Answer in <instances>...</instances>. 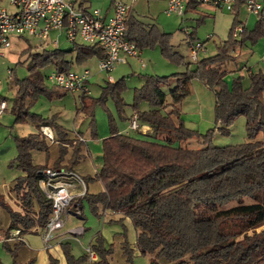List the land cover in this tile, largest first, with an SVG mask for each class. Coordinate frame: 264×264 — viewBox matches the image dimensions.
I'll return each mask as SVG.
<instances>
[{
  "label": "trees",
  "instance_id": "trees-1",
  "mask_svg": "<svg viewBox=\"0 0 264 264\" xmlns=\"http://www.w3.org/2000/svg\"><path fill=\"white\" fill-rule=\"evenodd\" d=\"M243 2L237 0L231 10L233 20L228 38L216 46L214 54L201 59L196 57L194 61H185V56L174 50L170 43L171 33L161 31L155 23L143 22L130 8L126 12L124 37L127 40L140 50L158 46L164 57L184 62L186 68L171 75L143 77V84L133 93L132 116L140 122L139 128L141 123L148 124L150 133L160 141L111 129V134L102 140L101 167L94 177L81 176L86 184L91 179L101 181L103 189L97 193L86 190L79 200L86 199L95 213L110 209L128 217L137 230L135 247L142 254L152 256L151 264H157L160 258L173 261V264H264V229L258 231L264 225V141L256 139L258 133L264 135V74L250 72L247 85L243 84L241 75L233 76L231 81L227 78L232 72L229 62L240 70L234 53L236 47L255 44L264 33V0H261L262 10L252 29L237 20ZM198 5L197 0H186L185 12L197 9ZM200 19L202 21L203 17ZM184 39L188 45L199 42L196 28L187 30ZM72 43L71 49H48L40 45V50H34L30 44L19 54V57L25 56L22 63L29 61V74L16 79L14 68H10L8 79L16 88L11 109L14 121L26 122L29 118L36 122L38 130L15 136L14 162L23 174L16 177L10 189L22 211L12 209L0 193V212L6 211L9 218L5 238L15 229L19 234L34 227L43 230L51 214V202L38 184L48 165L34 164L32 151L48 155L51 142H57L58 155L50 167L74 171L86 158L85 142L78 137L80 132H76L77 136H69L57 122L56 114L43 118L26 106L27 99L31 104L40 95L54 98L68 91L56 85L46 87L40 68L67 71L74 62L105 55L96 44ZM68 53H75L74 58H67ZM192 62L194 67L190 68ZM192 79L215 88L214 126L205 133L185 126L181 119L180 104L189 92ZM171 80L175 86L170 89L168 99L161 86ZM124 88V77L114 83L108 82V90L118 100L120 108L123 103L116 94ZM88 95L80 93L82 104ZM2 99L5 98L0 97V101ZM98 101L100 99L89 100L88 105L81 107L87 108L91 135L95 134L91 106ZM142 103L147 104V109L141 110ZM238 116L245 117L248 141L214 145V131L229 133V126ZM42 126L52 129L53 141L41 132ZM188 140L200 145L183 146ZM243 197L251 201L245 203ZM233 201L234 204L228 205ZM201 205L211 206L213 213L199 211ZM122 244L130 261L132 248L126 240ZM22 245L16 237L2 241L12 259L11 264H18L16 256ZM60 245L67 264L89 260L88 252L75 257L67 241ZM89 249L97 260L101 257L109 264L112 247L106 250L100 244L90 243ZM33 262L31 258L22 264ZM47 264H58V259L48 253Z\"/></svg>",
  "mask_w": 264,
  "mask_h": 264
},
{
  "label": "rangeland",
  "instance_id": "rangeland-1",
  "mask_svg": "<svg viewBox=\"0 0 264 264\" xmlns=\"http://www.w3.org/2000/svg\"><path fill=\"white\" fill-rule=\"evenodd\" d=\"M128 3L126 0H122ZM10 2V0H9ZM92 8L100 9L99 5L108 6L110 0H90ZM86 5L88 3H85ZM205 5H209L204 3ZM1 5V4H0ZM2 6V5H1ZM132 13L145 23H155L161 31L171 33L170 43L178 54L185 56V61H194L188 53V44L184 37L185 32L196 28L197 41L203 43L204 49L198 50L197 58L201 59L210 56L216 52V46L223 40L228 38L229 28L233 20V13L224 8H218L213 5L210 7H197L194 10H188L184 15H167L165 13V0H134L132 3ZM5 7V6H4ZM9 12H13L16 8L5 7ZM247 11L242 10L238 15V22L243 24ZM200 17H203L201 21ZM252 21L253 19L250 18ZM256 25V20L252 23V28ZM251 28V29H252ZM58 35V47L61 49H71L72 42L69 41L64 33L52 31L50 37L46 41H42L34 36L17 37L11 36V47L3 49L4 55H0V97H4L7 102V110L0 115V193L5 197L10 207L14 210L22 211L21 204L17 197L11 191V185L16 177L23 172L16 167L15 157L17 154L15 136H22L28 133L36 132V122L27 119L26 122L15 123L12 109L13 99L16 88L10 84L8 79V68H14L13 76L16 79H22L29 74V61L21 62L25 56L19 57V54L28 45L34 46V50H40V45L48 49L53 48L52 40ZM77 42H82L77 37ZM234 53L237 55V65L240 70L233 67V62L228 65L232 69L231 74L227 76L231 81L233 76H243V84L250 82L249 74H264V33L255 44L245 43L241 47H236ZM75 53H68L67 58H71ZM74 58V57H73ZM140 59L144 62V66L136 58H127V62H119L111 71H100L98 68L99 58L92 56L81 62H74L71 70L80 72L84 69L90 71L88 83L89 95L81 103L80 92L68 90L60 97L48 98L40 95L37 100L30 104L26 100V106L30 112L38 114L43 118L57 115V122L62 125L69 136L76 132L83 133L89 152L85 160L75 166V171L81 176L94 177V173L101 167L102 140L111 134V129L116 128L119 132H129L131 135L139 136L149 140L160 141L158 136L151 134H143L139 130L129 129L131 122L132 109L130 104L133 102V93L135 88L140 87L145 75H171L173 73L183 72L186 68L184 62L169 59L161 54L158 46L143 48L141 50ZM243 65H245L243 67ZM242 66V67H241ZM194 67V62L190 64V68ZM44 75V85L52 87V82L48 80L47 75L51 72V67H43L39 69ZM108 76H111L114 83L118 79L124 77L125 88L116 94L123 103L121 108L118 100L108 90ZM175 86L170 81L166 85H162L161 89L167 94L169 99V91ZM92 99H100L91 106L92 120L95 134L91 135L89 128L90 118L87 117V108L82 109L83 105H88V101ZM103 100V102H102ZM264 102V94L262 97ZM214 106H215V88L205 86L200 80L192 79L189 83V92L183 98L180 104L181 119L185 126L196 129L200 133H205L210 127L214 126ZM147 109V104H141V110ZM140 123V122H139ZM142 126H149L141 123ZM256 139L264 141V135L258 133ZM248 141L245 130V117H236L229 126V133H220L215 130L212 135V143L218 146L233 145ZM183 146L195 148L199 146V142L188 140L182 143ZM58 155L57 142H51L49 154L44 152L32 151V161L34 164H42L52 166L53 161ZM13 162V165L11 163ZM89 193H97L103 189V184L99 180L87 181ZM251 200L243 197V202L248 203ZM235 201L228 205L234 204ZM82 219L76 214H67L66 225L64 229L74 226H82L84 233L73 234L70 230L66 232V241L70 243L73 255L81 256L86 253L84 246L91 243L93 245L100 244L104 249L112 247V253L108 257L109 264H151L152 256L142 254L136 247L135 241L137 230L130 219L121 211H113L105 209L96 213L91 209L87 200H82ZM71 207V206H70ZM74 209V208H73ZM199 211L206 214H212L211 206H199ZM69 210V208H68ZM75 213V212H72ZM9 224V218L6 211L0 212V229H6ZM264 229V225L258 228ZM65 238V237H64ZM127 241L132 248L130 261L123 252L122 243ZM80 264H106L102 258H98L96 262L90 263L83 261ZM157 264H173V261L160 258Z\"/></svg>",
  "mask_w": 264,
  "mask_h": 264
},
{
  "label": "built area",
  "instance_id": "built-area-1",
  "mask_svg": "<svg viewBox=\"0 0 264 264\" xmlns=\"http://www.w3.org/2000/svg\"><path fill=\"white\" fill-rule=\"evenodd\" d=\"M77 0H10V4L16 8L9 12L5 7L0 6V55H4L3 49L11 47V36L25 37L34 36L42 41L50 37L52 31L64 33L66 38L74 42L77 37L87 44H96L104 51V57L99 58L98 68L100 71H111L119 62H126V58H136L144 66L140 59L141 50L135 43L127 40L125 35V15L134 0L125 3L121 0H114V12L107 18H101L100 11H91L77 8L74 2ZM167 15H184L186 0H165ZM208 3L218 8L232 10L237 0H197ZM243 6L246 11L259 16L262 10V2L259 0H244ZM262 18L264 19V12ZM240 29V26L237 27ZM52 44L58 47V35L53 39ZM202 47L201 42L189 45L188 53L191 59H196L198 49ZM11 70L8 68V74ZM49 81L62 89L89 94L88 83L90 71L84 69L77 72L74 70L52 69L47 75ZM113 79L108 76V82ZM5 99L0 101V115L6 110ZM139 123L136 116L131 117L129 129L136 130ZM41 132L48 140H54L53 131L42 126ZM126 133V132H125ZM80 140L84 141L82 137ZM38 184L44 195L51 202V214L43 229L42 240L45 247L50 246L51 240L56 232L64 227L68 208L75 198H80L86 191V183L74 170L66 168L47 167ZM73 234H81L82 228L71 230ZM19 234L15 229L11 232V238ZM4 239H10L5 238ZM90 255H95L87 248Z\"/></svg>",
  "mask_w": 264,
  "mask_h": 264
},
{
  "label": "crops",
  "instance_id": "crops-1",
  "mask_svg": "<svg viewBox=\"0 0 264 264\" xmlns=\"http://www.w3.org/2000/svg\"><path fill=\"white\" fill-rule=\"evenodd\" d=\"M126 1H128V0H126ZM259 1H261V0H259ZM113 2H114V0H110V3L108 4L107 7H105V4L103 6L99 5L101 10L100 9H98V10L100 11L101 18L107 19L113 14V12H114ZM85 3H88V4L86 5ZM0 4L3 7L4 6L5 7H8V6L13 7L10 4L9 0H0ZM74 4H75V6L77 8H79L81 10L91 11L93 9H97V8H92L90 0H77V1L74 2ZM209 5H205L204 3L199 2V5L197 7H207V8H209L211 6V5L210 6ZM239 8H240V12L242 10L246 11V9L243 6H240ZM130 9H132V6H130ZM240 12H239V14H240ZM250 18H252L253 20L251 21ZM256 18L257 17H255V15H253L252 13H249L247 11V15H246V18H245L246 21L243 22V24L247 28L251 29L252 28V23H253L254 20H256ZM188 48H189V45H188ZM203 49H204V45L202 44V47H200L198 50H203ZM126 62H127V58H126ZM171 81L173 82V80H171ZM7 108H6V110H7ZM131 117H132V114H131ZM138 130L141 133H143V134H148L150 132V127L149 126L140 125V128ZM126 133H129V132H126ZM74 136H77V133H74ZM78 137H82V139H84V142H85V145H86V149H87V153H88L89 150H88V145L86 144V140L84 138L85 136L83 135V133H80V135H78ZM87 153H86V155H87ZM48 167H49V165H48ZM95 170L97 171V168ZM86 190H88L87 184H86ZM81 203H82V201L79 200V198H75L70 204L71 207L69 206L68 214L69 213L70 214H76V216L79 219H82V205H81ZM72 212H75V213H72ZM65 225H64V227H65ZM64 227H62L60 230H58L56 232V235L51 240L49 247H45L44 246L43 240H42V232H43V230H41L39 227H34L33 229L27 230V231L19 234L18 237L15 236L16 238H19L20 241H22V243H23V245L18 250V253H17V256H16V262L18 264H22L23 262H25V261H27V260H29L31 258H34L33 264H47L48 253H50L54 257H56L58 259V264H67L66 260H65V257L63 255V252H62L60 244L62 242H64V241H66V235H65V234H67L66 232H69L70 230L79 227V228L83 229V231L81 233V235H82L84 233V228L82 226H80V225L74 226V227H70L69 229H64ZM5 234H6V229H0V264H11L12 263V259H11L9 254L5 251V249L2 246V241H3V237H5ZM8 237L11 238V233L8 234ZM13 238L14 237H12L11 239H13ZM10 242H12V241H10ZM88 246H89V242H88L87 245L84 246L83 250L85 252H87ZM96 260H97L96 255L92 254V255L89 256V260L88 261L90 263H93Z\"/></svg>",
  "mask_w": 264,
  "mask_h": 264
}]
</instances>
